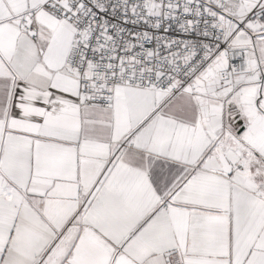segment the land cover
Listing matches in <instances>:
<instances>
[{
	"label": "snow or ice",
	"instance_id": "obj_1",
	"mask_svg": "<svg viewBox=\"0 0 264 264\" xmlns=\"http://www.w3.org/2000/svg\"><path fill=\"white\" fill-rule=\"evenodd\" d=\"M0 264H264V0H0Z\"/></svg>",
	"mask_w": 264,
	"mask_h": 264
}]
</instances>
